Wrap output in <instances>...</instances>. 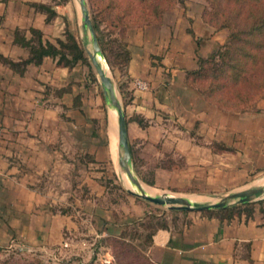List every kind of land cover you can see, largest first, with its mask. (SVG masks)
I'll use <instances>...</instances> for the list:
<instances>
[{"label":"crops","instance_id":"1","mask_svg":"<svg viewBox=\"0 0 264 264\" xmlns=\"http://www.w3.org/2000/svg\"><path fill=\"white\" fill-rule=\"evenodd\" d=\"M34 1L41 2L0 1V54L27 55L12 41L14 27L26 35L28 27L38 28L50 41L62 36L67 14L50 6L55 15L46 21ZM190 8L186 16L174 13L183 21L174 34L162 33L158 23L125 31L128 58L114 83L132 168L146 183L166 175L196 188L221 180L235 187L264 169V96L233 111L186 81L197 57L225 37L202 20V5ZM55 60L44 56L21 73L0 61V247L15 242L46 251L76 233L100 239L117 234L131 217L103 202L106 183L119 178L104 98L84 64L68 68ZM134 78L147 87L136 88ZM245 203L228 216L197 211L155 228L145 255L154 264H264V195Z\"/></svg>","mask_w":264,"mask_h":264},{"label":"trees","instance_id":"2","mask_svg":"<svg viewBox=\"0 0 264 264\" xmlns=\"http://www.w3.org/2000/svg\"><path fill=\"white\" fill-rule=\"evenodd\" d=\"M4 1V0H0ZM93 10L90 13L91 23L102 54L110 64L107 42L97 19L100 9L103 18L111 27L121 26L123 29L131 25H142L157 22L160 12L170 7L174 0H92ZM211 4V12H203L204 20L214 24L217 28H226L224 41L206 56H198L196 66L186 70L185 78L206 99L220 108L233 111H243L251 108L255 101L264 96V0H207ZM36 9L46 13L45 20L55 15V11L43 2H30ZM64 19V18H63ZM65 21L62 36L54 41L44 39L38 28L25 29L14 27L12 41L27 50L25 57L12 59L0 54V61L12 70L21 73L28 63L37 64L44 56L55 58L57 65L71 67L77 62L86 66V73L90 81L95 82L90 64L83 46L70 31ZM124 65L128 58L125 48L122 50ZM116 57L115 54H112ZM118 63V62H117ZM102 100L103 96L100 94ZM152 183L151 181H147ZM107 184V183H106ZM237 204L215 209L203 210L213 212L220 217L228 216L239 206ZM185 211L186 209H173ZM126 222L119 232L112 237L113 241L122 237ZM161 225L158 227H164ZM157 228V227H155ZM154 228V229H155ZM148 234L149 242L150 234ZM145 245V247H146ZM144 258L150 263L144 253Z\"/></svg>","mask_w":264,"mask_h":264},{"label":"rangeland","instance_id":"3","mask_svg":"<svg viewBox=\"0 0 264 264\" xmlns=\"http://www.w3.org/2000/svg\"><path fill=\"white\" fill-rule=\"evenodd\" d=\"M48 6H52L59 12H64L67 14V26L70 31L73 32L76 38L82 44L81 37H83V32L80 27V14L79 5L77 0H39ZM89 16L92 12L94 6L92 0H84ZM200 1V2H199ZM202 5L201 8V18L203 21L208 23L213 31L222 30L226 36V28H217L214 24L204 20L202 14L203 12H211V4L207 0H174L173 4L162 10L160 12L157 22L147 23L161 25V32L166 31L169 34H174L176 32L177 26H182L183 21H178L174 17V13H182L180 16H186L184 13L186 10H192L190 7L195 8L198 5ZM170 11V12H169ZM97 16L101 35H103L109 49L107 53L109 59L113 64H110L107 58L101 52V58L106 62L107 74L115 80V74L123 68L119 63L122 60V50L124 49V38L125 31L127 28L121 26L111 27L107 24L106 20L103 18L100 9L97 10ZM184 13V14H183ZM177 21V23H176ZM145 25V24H142ZM170 37V36H169ZM168 37V38H169ZM225 39V37H224ZM224 41V40H223ZM86 47L91 50V44L89 35L84 39ZM216 49V48H215ZM85 52V51H84ZM87 60L90 64L87 53ZM115 54L116 57H113ZM177 57L173 58V62L177 61ZM103 61V62H104ZM118 62V63H117ZM91 72L95 76V82L97 93L103 96L102 89L99 84L98 77L92 65L90 64ZM86 69V68H85ZM106 127L108 129L109 137V149L112 150V158L115 161L116 158V144H117V132H116V121L115 115L112 109L106 105ZM110 132V136H109ZM110 137H111V147H110ZM114 141V143H113ZM119 178H115L114 181H109L107 185V193L103 198L104 203H110L116 213H126L131 215L128 219V223L125 224L124 230L122 231V237L117 239L118 241H113L112 237L103 236L100 239L90 238L89 234H79L77 237L70 234H64L65 240H62L61 244L55 247L46 249V251H38L35 249H30L21 246L18 243L11 242V244H6L0 247V264H150L144 258V249L148 240L149 232L155 227L161 225H167L173 223L177 220H184V216L187 213L197 212L203 210L186 209L185 211L170 209L166 204H156L146 199H143L135 194L129 192L126 187L134 189L129 181L125 178L124 174L120 171L118 172ZM140 182L144 184L147 192L152 194L157 193H167L172 195H181L189 197L195 201L205 202L212 201L217 198L218 195L223 194L228 191L244 188L247 186H254L264 184L260 180L264 179V169L262 171L249 173L243 183L232 187L235 182H230L221 180L220 183L214 184L213 186L201 188L193 187L191 185H181L180 183L170 182L168 178L162 176L161 179L155 181L151 185L142 181L138 177ZM202 184H199L201 186ZM264 194V193H262ZM179 209V208H174ZM122 215V214H121ZM83 233H86L85 231ZM73 243L72 246L69 245V241ZM76 243H79L78 248ZM83 243V245H82ZM83 250L87 252L81 255Z\"/></svg>","mask_w":264,"mask_h":264},{"label":"water","instance_id":"4","mask_svg":"<svg viewBox=\"0 0 264 264\" xmlns=\"http://www.w3.org/2000/svg\"><path fill=\"white\" fill-rule=\"evenodd\" d=\"M79 5L80 27L83 32L82 46L87 53L90 64L94 68L102 89V94L106 105H108L115 115L116 132H117V162L120 171L129 181L134 189L126 187V189L143 199L156 204H166L170 209H195L208 210L231 205H237L251 201L264 194V184L247 186L244 188L232 190L220 194L215 200L199 202L189 197L181 195H172L167 193L152 194L143 189L139 178L135 174L131 156L127 143L125 117L122 105L115 87L114 80L106 72V62L101 58V50L97 42L95 32L91 23V19L84 0H77ZM89 35L91 50H89L84 42L85 37ZM104 61V62H103Z\"/></svg>","mask_w":264,"mask_h":264},{"label":"built area","instance_id":"5","mask_svg":"<svg viewBox=\"0 0 264 264\" xmlns=\"http://www.w3.org/2000/svg\"><path fill=\"white\" fill-rule=\"evenodd\" d=\"M133 85L136 87V88H139V89H144L147 87V83L146 81L140 79V78H134L133 79Z\"/></svg>","mask_w":264,"mask_h":264},{"label":"bare ground","instance_id":"6","mask_svg":"<svg viewBox=\"0 0 264 264\" xmlns=\"http://www.w3.org/2000/svg\"><path fill=\"white\" fill-rule=\"evenodd\" d=\"M113 113H114V112H113ZM260 181H261L262 183H264V179H261ZM140 183H141V182H140ZM141 185H142V187H143L144 189H147V188L144 187V184H143V183H141ZM152 193H153V192H152Z\"/></svg>","mask_w":264,"mask_h":264}]
</instances>
